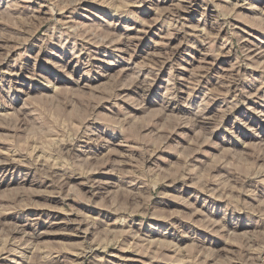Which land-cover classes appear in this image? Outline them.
Instances as JSON below:
<instances>
[{
    "label": "rangeland",
    "instance_id": "1",
    "mask_svg": "<svg viewBox=\"0 0 264 264\" xmlns=\"http://www.w3.org/2000/svg\"><path fill=\"white\" fill-rule=\"evenodd\" d=\"M0 264H264V0H0Z\"/></svg>",
    "mask_w": 264,
    "mask_h": 264
},
{
    "label": "bare ground",
    "instance_id": "2",
    "mask_svg": "<svg viewBox=\"0 0 264 264\" xmlns=\"http://www.w3.org/2000/svg\"><path fill=\"white\" fill-rule=\"evenodd\" d=\"M86 233V232H85ZM135 252V251H134Z\"/></svg>",
    "mask_w": 264,
    "mask_h": 264
}]
</instances>
